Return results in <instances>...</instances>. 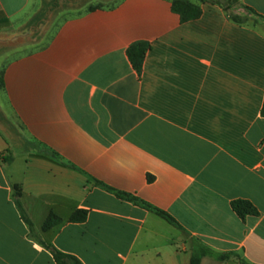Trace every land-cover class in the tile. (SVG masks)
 I'll use <instances>...</instances> for the list:
<instances>
[{
    "label": "crops",
    "instance_id": "0c3cea01",
    "mask_svg": "<svg viewBox=\"0 0 264 264\" xmlns=\"http://www.w3.org/2000/svg\"><path fill=\"white\" fill-rule=\"evenodd\" d=\"M185 1L0 0V264H264V0Z\"/></svg>",
    "mask_w": 264,
    "mask_h": 264
},
{
    "label": "trees",
    "instance_id": "16d2710c",
    "mask_svg": "<svg viewBox=\"0 0 264 264\" xmlns=\"http://www.w3.org/2000/svg\"><path fill=\"white\" fill-rule=\"evenodd\" d=\"M213 3L222 5L221 3L217 2V0H210ZM229 4L228 6L225 8L226 11L230 10L232 8L233 2L234 0H228ZM238 0H235V2ZM224 6V5H222ZM174 11L178 12L180 14H182L183 16V21H188V20H192V19H196L199 17L200 15V9L198 7H196L195 5H193L192 3L185 1V0H175L174 2ZM235 22H242V19L239 18H232ZM3 22H7V20H2ZM147 51V46L146 45H139V46H135L132 47L129 51H128V55L134 65V67L137 70H140V68L142 67V63L145 57V53ZM263 115H264V109H263ZM149 181H152V178H149ZM16 192H18V196L20 195L19 189L18 187L15 188ZM114 192V191H112ZM116 194V196L121 199V200H129V201H133L135 203H138L137 200L132 199L130 196L122 194V193H117L114 192ZM141 205L147 209L152 210L150 207H148L147 205L141 203ZM232 209L233 211L238 215V217H240L242 220L246 219L249 216H253V217H258L259 216V212L258 210L248 201H243V200H238V201H234L232 203ZM160 217H162L163 219H165L166 221L175 224V221L168 216L167 214L160 212V211H155ZM76 220V219H74ZM78 220V219H77ZM52 224V221L50 220L48 222V225L46 227V229H48ZM45 248L51 252L54 261L56 262V264H82L78 259H76L75 257L69 256V255H65L61 252H59L56 248H54L52 245H44ZM204 255H212L209 251H201V252H197L195 254V256L192 259L191 264H201V258ZM226 257H220L219 259L221 260H225Z\"/></svg>",
    "mask_w": 264,
    "mask_h": 264
},
{
    "label": "rangeland",
    "instance_id": "374dc122",
    "mask_svg": "<svg viewBox=\"0 0 264 264\" xmlns=\"http://www.w3.org/2000/svg\"><path fill=\"white\" fill-rule=\"evenodd\" d=\"M118 0H72L71 3H68V4H64V5H61V7H65V8H70V9H78V10H84V9H87L89 7H92V6H100V7H105V6H110L111 4L117 2ZM217 2L221 3L222 5H224V7L226 8L229 4V1L228 0H217ZM240 8V3L239 1H236L234 0L233 2V5H232V8L230 10H228L230 16L232 18H239V19H244V17L242 16H239L238 14H236L234 11L235 9H238ZM252 14L248 11V16H251ZM38 23H41L42 25L45 24V20H39ZM10 27V22L7 21V22H3L0 20V30L1 29H8ZM11 28V27H10ZM21 35L20 38H17L16 41H12L13 40V36L12 35H7V36H4L2 37L1 39H4L5 43L6 44H20V45H25L28 43V38L30 36V26L28 25V27H23L21 29ZM18 192H16V196H18Z\"/></svg>",
    "mask_w": 264,
    "mask_h": 264
}]
</instances>
